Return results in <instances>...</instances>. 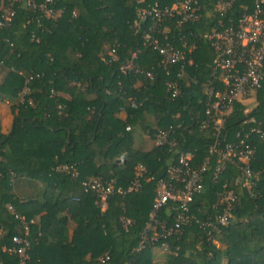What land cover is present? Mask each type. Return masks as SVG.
I'll use <instances>...</instances> for the list:
<instances>
[{
    "label": "trees",
    "instance_id": "1",
    "mask_svg": "<svg viewBox=\"0 0 264 264\" xmlns=\"http://www.w3.org/2000/svg\"><path fill=\"white\" fill-rule=\"evenodd\" d=\"M174 1L144 0V5ZM213 2L200 0L199 22L172 24L163 42L179 48V36L212 27ZM241 6L228 16L234 20ZM47 7L57 13L53 19L24 2L16 4L11 22L0 28V104L10 115L8 129L0 127V264H18L7 251L12 237L24 236L14 215L27 225V264H99L105 255L104 264H264V141L257 135L246 139L255 173L250 189L233 186V166L226 165L217 179L208 166L202 189L187 204L188 224L137 249L156 182L166 178L174 153L190 152L199 164L213 140L199 127L209 120L201 92L214 56L209 43L199 41L188 55L192 64L179 81L180 95L170 98L163 84L177 66L167 67L165 75L157 66L160 57L142 46L149 24L132 30L133 0H53ZM132 53L131 69L123 71ZM261 69L264 77V59ZM252 98L248 112L243 102L233 103L220 140L233 142L243 124L242 133L264 126V83ZM251 118L254 124L247 123ZM168 127L176 145L154 146V131ZM120 155L124 159L116 163ZM139 165L145 172L138 190L108 197L103 211L82 189L91 178L126 188ZM59 166L73 168L77 176L56 171ZM21 180L34 185L33 196H16L14 182ZM225 181L236 200L228 224L212 230L205 224L221 212L216 193ZM178 212V204L169 201L154 220L172 227ZM120 218L129 221L126 230Z\"/></svg>",
    "mask_w": 264,
    "mask_h": 264
},
{
    "label": "built area",
    "instance_id": "2",
    "mask_svg": "<svg viewBox=\"0 0 264 264\" xmlns=\"http://www.w3.org/2000/svg\"><path fill=\"white\" fill-rule=\"evenodd\" d=\"M21 2H24L27 8L40 9L48 19H53L57 15L47 7L53 4V0H45L40 5L35 4L33 0H0V28L11 22L14 6ZM133 2L135 20L132 30L137 31L142 23L149 24L141 35L142 46L154 51L160 57L157 66L164 71L165 75H167V67L177 66L174 77L163 84L170 98L180 95L179 81L185 75V69L192 64L188 55L197 49L198 42H208L214 53L209 80L202 85L201 89L205 98L204 115L209 120L202 121L199 126L201 130L208 129L213 140L207 146L206 157L199 164H196L190 152L176 151L174 153L166 170V178L156 182L154 198L148 214L149 221L144 226L137 246L140 250L146 244L153 246L159 241L178 234L181 227L188 224L187 204L191 201L192 195L202 189L204 173L208 166L212 168V178L217 179L223 175L226 165H231L235 171L232 179L233 186L250 189L253 185L255 173L249 166L253 158V149L246 143V139L251 135H257L264 141V126L251 127L247 133H242L243 124L242 129L235 134L233 142L220 140L219 135L223 117L233 103L252 97L253 93L264 83L261 69L264 59V0H248V2L214 0L211 19L215 20V24L208 30L198 33L190 31L184 39L179 36L178 39L181 41L179 48L163 41L167 40V33L172 24L181 27L185 24L199 22L200 0H175L170 6H159L157 3L144 5V0H133ZM239 2H242V6L233 20L227 13ZM135 56V53L131 54L130 59L122 67L123 71L131 69ZM137 72L138 70L135 71ZM149 73L147 72L146 76H149ZM250 109L246 108L245 112ZM247 123L254 124L255 121L251 118L247 120ZM172 132L171 127L166 130L156 129L152 134L154 146L167 145L173 148L176 141L169 137ZM123 159L124 156L120 155L116 163H121ZM55 170L71 174L73 177L77 176V172L71 167L59 166ZM144 172V168L139 165L134 173V179L126 188L116 186L113 180L102 181L99 178H91L82 182L81 186L85 193L94 195L95 203L103 211L108 197L113 195L122 197L127 193L136 192L140 180L144 177ZM216 195V206L222 207L221 212L205 224L206 228L212 230L228 224L237 194L225 181ZM169 201L177 203L180 212L176 214L173 226L165 227L163 223L156 222L154 218L155 213ZM9 210H11L10 207ZM14 218L20 222L24 236L12 237V248L7 251L16 255L18 264H27L28 241L25 238L27 225L20 216L14 215ZM120 223L121 227L126 230L129 221L120 218ZM161 248H165L164 244ZM106 260V255L99 258V264H104Z\"/></svg>",
    "mask_w": 264,
    "mask_h": 264
},
{
    "label": "crops",
    "instance_id": "3",
    "mask_svg": "<svg viewBox=\"0 0 264 264\" xmlns=\"http://www.w3.org/2000/svg\"><path fill=\"white\" fill-rule=\"evenodd\" d=\"M1 105V104H0ZM3 106V105H1ZM6 109V107H5ZM10 125V115L6 109V112L4 110V108L0 109V127H1V131L5 132L8 129V126ZM18 182L17 185L14 186V193L16 194V196H18L19 198H23V197H29V196H33L34 192V185L32 183H29L27 181H15L14 184Z\"/></svg>",
    "mask_w": 264,
    "mask_h": 264
},
{
    "label": "rangeland",
    "instance_id": "4",
    "mask_svg": "<svg viewBox=\"0 0 264 264\" xmlns=\"http://www.w3.org/2000/svg\"><path fill=\"white\" fill-rule=\"evenodd\" d=\"M242 102H243V104L245 105V107H246L247 109H250V108H252V107L254 106V100H253L252 97L246 98V99L243 100ZM1 108H4V110H5V112H6V109H5V106H4V105H3V106L0 105V109H1ZM149 146H150V144L148 143V144H147V147H149ZM17 184H18V182H16V183L14 184V186L17 185ZM34 192H36V191L34 190Z\"/></svg>",
    "mask_w": 264,
    "mask_h": 264
}]
</instances>
